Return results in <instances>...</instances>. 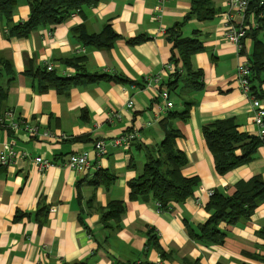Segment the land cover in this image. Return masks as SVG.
<instances>
[{"label":"crops","instance_id":"1","mask_svg":"<svg viewBox=\"0 0 264 264\" xmlns=\"http://www.w3.org/2000/svg\"><path fill=\"white\" fill-rule=\"evenodd\" d=\"M212 1L218 11L213 19L193 18L182 29L184 37L197 34L205 48L192 59L193 67L204 75L203 90L197 93L181 85L170 90L165 86L173 73L167 71L173 56L167 31L184 21L191 0H168L162 6L157 0H99L62 24L39 28L27 38L11 37L7 22L0 21V62H9L13 69L12 76L4 73L2 79L7 97L0 104V119L11 111L12 120L23 124L17 132L11 130L10 121L0 125V151L28 154L9 165L0 163V264H186L184 260L264 264L251 258L264 257V240L258 235L264 227V203L248 221L221 224L227 233L223 245L197 243L188 233L189 226L197 230L209 218L205 207L210 191L232 195L241 181L254 176L264 180V145L251 163L221 176L203 135L204 126L233 119L240 132L258 136L251 99L236 81L237 68L249 63L254 43L246 37L241 52L226 41L228 0ZM29 15L30 7L22 0L12 21L23 23ZM107 25L121 37L110 48L83 45L73 34L77 27L100 33ZM140 36L149 40L129 43ZM258 37L264 42V29ZM75 58H83L79 66L86 74L107 79L79 83L63 92L39 79L38 73L49 65L51 74L75 76L77 70L68 62ZM182 66L179 62L178 68ZM257 76L253 96L264 97V72ZM156 77H161L159 84L145 81ZM165 89L170 92L167 101L161 97ZM183 99H196L197 104L186 121L172 120L181 133L176 145L189 161L182 174L200 183L185 203L159 212L151 196L130 199L129 182L143 170L144 148L163 140L164 118L183 110ZM24 125L55 137H33ZM127 133H136V140L127 147L115 146V139ZM100 140L106 147L102 156L95 149ZM83 153L90 156L88 170L64 166L71 155ZM37 156L53 165L40 171L33 161ZM101 170L115 176L109 188L92 183ZM113 201L124 202L126 209L119 222L106 227L102 210ZM150 235L159 239L165 257L147 249Z\"/></svg>","mask_w":264,"mask_h":264},{"label":"trees","instance_id":"2","mask_svg":"<svg viewBox=\"0 0 264 264\" xmlns=\"http://www.w3.org/2000/svg\"><path fill=\"white\" fill-rule=\"evenodd\" d=\"M20 1L22 0H0V21L5 20L9 35L17 38H27L32 32L42 27L53 28L60 25L71 18L75 12H81L83 7L95 6L99 2V0H25L30 7L29 19L23 23L15 24L12 17ZM191 3V11L184 21L167 31V40L173 44L171 63L175 65V71L170 74L169 82L165 86L170 90V88L174 89L181 85V88L189 87L197 93L203 90L204 75L201 70L193 67L192 59L205 48L197 34L187 38L183 36L182 29L193 18L201 22L210 21L218 11L214 8L212 0H191ZM250 11L255 12L259 24L258 29L249 30L247 34V37H250L254 43L253 54L248 56L253 72V89L255 77L258 78L257 75H262L264 72V42L258 37L260 31L264 29V5L253 4ZM73 34L83 45L97 49L110 48L121 39L110 25H107L100 33H89L83 28L77 27L73 30ZM147 40H149L147 36H140L129 40V43L140 44ZM83 61V58L68 61L77 70L75 76L60 77L43 69L38 73V77L48 86L57 88L59 92L68 90L79 83H97L107 79L102 75H91L83 72L79 66ZM179 62L183 64L182 68H178ZM4 73L13 75V69L9 62H0V104L7 97V92L2 84ZM257 95L258 99L264 98L260 93ZM196 104V99H183V110L181 112H169L164 118L162 121L165 129L164 138L157 146L144 148L146 163L141 174L129 182L130 199L151 196L161 205L160 210L165 211L171 209L172 204H183L193 197L200 181L198 178H187L182 174V170L189 161L186 154L177 148V139L181 137V133L173 128L172 120L179 118L186 121L190 109ZM203 135L213 155L215 170L221 176L251 163L255 159L259 146L264 145V141L258 136L240 132L239 126L233 119L219 120L204 126ZM114 181V175L106 170H101L92 183L95 186L104 184L106 188H109ZM263 203L264 180L261 176H254L248 181L239 182L232 195L215 191L205 207L209 213V218L204 224L199 225L197 230L189 226V236L200 244L223 245L227 233L221 229V224L234 226L241 221H248ZM125 209L126 205L122 201L110 202L107 208L102 210L101 221L106 227H109L111 221L119 222ZM258 235L264 240V227ZM146 247L157 250L161 257H165L166 253L155 235H150ZM251 258L264 262V257L251 255ZM184 263L201 264L199 261L191 260H184ZM141 264L154 263L145 262Z\"/></svg>","mask_w":264,"mask_h":264},{"label":"built area","instance_id":"3","mask_svg":"<svg viewBox=\"0 0 264 264\" xmlns=\"http://www.w3.org/2000/svg\"><path fill=\"white\" fill-rule=\"evenodd\" d=\"M161 3V6L166 3L168 0H157ZM253 4H260V6L264 5L263 0H228V11L226 14L223 37L226 41L235 45L239 51H242L244 48V40L247 37L249 30H255L259 28V24L256 20V14L254 11H250ZM161 6L158 8L160 11ZM79 11L72 14L71 17L75 16ZM237 18H240L242 21L237 22ZM81 52V50L79 51ZM48 71L52 70V66L47 67ZM167 71L170 73L175 71V65L169 64L167 66ZM252 78L253 72L251 70V66L248 62L242 63L238 66L236 72V81L239 85L240 91L246 95L249 99H251V105L253 109V121L254 125L258 128V137L264 141V102L260 99L256 98L252 94ZM146 83L154 82L159 84L161 81V77L156 78H146ZM161 97L164 100H169L170 94L168 90H163L161 92ZM133 102L128 103V107H132ZM168 108H172V104L170 102L167 103ZM13 113L7 112L4 115V118L0 119V125L5 121H10L11 130L17 132L20 130L23 124L12 120ZM25 131H27L31 136L39 138V139H53L55 136L49 132L40 133L37 127H31L28 125H24ZM64 138V137H63ZM66 138V137H65ZM136 133H127L117 139H115V146H123L127 147L132 141L136 140ZM59 139V138H58ZM96 154L98 156H102L106 153L105 142L100 140L95 144ZM23 157H28L27 153L16 152L13 149L8 151H0V163L2 165H9L13 163L16 159ZM34 163L38 167L40 171H45L50 166H52V162L45 158L44 156H37L34 158ZM90 156L86 153L83 154H73L69 157L68 161L64 164L66 167H70L71 169L77 171H86L90 168ZM213 192H209V196L211 197ZM161 205L157 203V208L159 212Z\"/></svg>","mask_w":264,"mask_h":264}]
</instances>
